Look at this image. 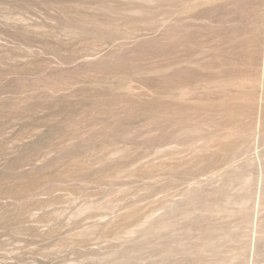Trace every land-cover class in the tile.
Masks as SVG:
<instances>
[{
  "label": "rangeland",
  "instance_id": "rangeland-1",
  "mask_svg": "<svg viewBox=\"0 0 264 264\" xmlns=\"http://www.w3.org/2000/svg\"><path fill=\"white\" fill-rule=\"evenodd\" d=\"M0 264H264V0H0Z\"/></svg>",
  "mask_w": 264,
  "mask_h": 264
}]
</instances>
